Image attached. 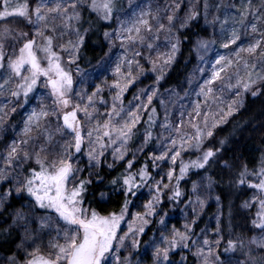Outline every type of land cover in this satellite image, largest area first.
I'll return each instance as SVG.
<instances>
[{"label":"snow or ice","instance_id":"obj_1","mask_svg":"<svg viewBox=\"0 0 264 264\" xmlns=\"http://www.w3.org/2000/svg\"><path fill=\"white\" fill-rule=\"evenodd\" d=\"M0 264H264V0H0Z\"/></svg>","mask_w":264,"mask_h":264},{"label":"trees","instance_id":"obj_2","mask_svg":"<svg viewBox=\"0 0 264 264\" xmlns=\"http://www.w3.org/2000/svg\"><path fill=\"white\" fill-rule=\"evenodd\" d=\"M88 55L89 56L102 55L101 48L96 46V45H92L90 47V49H89ZM190 70H191V65H189V68H188V71H190ZM182 72H184L183 67H181L180 72L172 74L171 81H170V83L168 85L169 87L174 86L178 81L182 80V76H181ZM258 110H259V105L258 104L253 105L252 106V111L250 113L245 114L243 117H239L238 116L236 119L237 120H247L251 115H254L256 112H258ZM225 129H226V131H230L232 129V124L230 123L229 125H225ZM245 135L247 136V135H249V133L246 132ZM258 145H259V140L258 139L255 140L254 144L250 142L248 144V146H247V151L249 153H253L255 146H258ZM214 211H215V207L213 206L211 211H209L208 214L204 217V222L208 221L209 216H211V213L214 212ZM203 226H204V224L202 223L201 227H203Z\"/></svg>","mask_w":264,"mask_h":264},{"label":"rangeland","instance_id":"obj_3","mask_svg":"<svg viewBox=\"0 0 264 264\" xmlns=\"http://www.w3.org/2000/svg\"><path fill=\"white\" fill-rule=\"evenodd\" d=\"M129 98H131L129 96ZM179 219V213H177L174 217H173V222H176Z\"/></svg>","mask_w":264,"mask_h":264}]
</instances>
